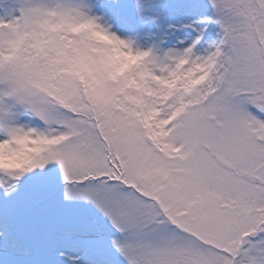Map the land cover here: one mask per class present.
Instances as JSON below:
<instances>
[{
    "label": "snow or ice",
    "instance_id": "obj_1",
    "mask_svg": "<svg viewBox=\"0 0 264 264\" xmlns=\"http://www.w3.org/2000/svg\"><path fill=\"white\" fill-rule=\"evenodd\" d=\"M0 264H264V0H0Z\"/></svg>",
    "mask_w": 264,
    "mask_h": 264
}]
</instances>
